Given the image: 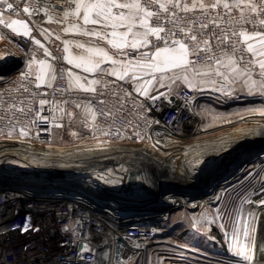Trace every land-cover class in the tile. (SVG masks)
I'll list each match as a JSON object with an SVG mask.
<instances>
[{"label": "snow or ice", "instance_id": "1", "mask_svg": "<svg viewBox=\"0 0 264 264\" xmlns=\"http://www.w3.org/2000/svg\"><path fill=\"white\" fill-rule=\"evenodd\" d=\"M41 12L49 23L55 21L60 25L71 17L70 25L63 28V32L90 38L86 43L75 44L82 52L66 55L64 60L73 68L92 74V78H85L87 84L80 83L81 77L58 63L37 59L33 50L26 71H20L19 77L10 81L18 86L0 92V123H5L7 138H12L17 129L20 137H29L31 125L48 120L47 116L41 115L45 105L50 103L47 97L71 90L73 80L79 90L94 94L89 105L95 102L99 106L98 113L91 107L86 108V112L91 114L93 138L97 139V132L105 137L151 139L145 129L152 123L159 124V121L150 122L142 116L143 109L148 107L150 110V106L144 102L137 106L139 96L151 101L161 97L167 99L169 95L179 98L183 86H186L192 93L208 88L213 92L219 91L223 96L239 91L264 98V0H60L59 6L47 0H0V25L17 36L31 37L32 29L19 17L27 14L31 18ZM13 16L17 18L13 19ZM89 25L94 27L89 28ZM40 34L46 39L53 35L46 28L40 29ZM55 38L60 40V35L56 34ZM95 41L106 43L112 51ZM32 42L43 49L45 57L59 61V57L53 56L40 40L32 37ZM62 43L63 52L68 53V42ZM9 60L10 57L0 58V80H7L13 71H17L11 68ZM65 75L68 88L55 87L65 79ZM108 77H115L116 81L123 83L110 81ZM129 83L131 90L124 88V84ZM42 88L52 89V92L39 91ZM160 89L167 91L161 92ZM133 92L137 95L134 96ZM188 102L186 98L185 103ZM62 103L68 104L69 101L64 99ZM72 103L76 108L81 107V103ZM250 111H259L264 116V108ZM67 114L72 116L71 112ZM97 114L111 122L101 127L97 123ZM129 117L143 120L145 129ZM116 120L124 122V133L132 128L131 135H124L120 125L113 128ZM54 127L61 128L63 124L55 123ZM71 135L75 137L78 134L72 132ZM208 163L189 162L188 170L195 172ZM97 179L110 185L118 182L103 176ZM259 203L264 204V199ZM215 211L219 214L220 209ZM18 227L29 235L40 230L28 220ZM254 231L252 225L244 228L246 243L234 253L243 264H257L252 238ZM79 251L95 255L90 241L80 244ZM107 258L111 264V255ZM116 264H122V261L118 258ZM259 264H264V259Z\"/></svg>", "mask_w": 264, "mask_h": 264}, {"label": "built area", "instance_id": "2", "mask_svg": "<svg viewBox=\"0 0 264 264\" xmlns=\"http://www.w3.org/2000/svg\"><path fill=\"white\" fill-rule=\"evenodd\" d=\"M47 2L57 6L60 4V0H47ZM12 18L17 17L13 16ZM19 18L30 24L32 36H17L10 29L0 25V35L5 41L4 48L0 49V56L13 55L19 57L23 62V66L18 72L9 75L7 80H0V92H6L8 89L18 86L10 81L16 80L20 71H26V64L33 50H35L37 59H47L54 64L58 63L64 69H68V64L64 60L66 53L63 52V43L55 37L47 40L39 37L37 25L47 18L43 12L31 18L27 14H22ZM32 37L36 39L39 37L40 42L53 53V56L59 57V61L45 57L43 49L33 44ZM86 77L91 79L92 74L83 75L81 79L83 84H87ZM107 79L116 81L115 77H108ZM116 83L123 82L116 81ZM54 86L68 88L67 75L63 81ZM95 87L103 90L99 85ZM110 87H114V85H110ZM124 88L131 90V84H124ZM39 91L51 93L52 89L42 88ZM166 91L162 90L161 92ZM15 94L13 93V95ZM204 94L206 93H192L183 87L179 98L175 95H169L167 99L161 97L159 100L151 101L139 96L136 101L137 106L141 102L150 106V110L148 107L143 109L142 116L150 122L159 121V124L152 123L150 128L145 129L143 120H137L135 117H129V119H133L134 123H139L140 128L145 129L151 139L137 140L134 136L132 139L115 136L105 137L99 132L96 133L99 137L97 139L93 138L91 117L86 114L76 115L71 108L72 106L75 107L72 102L76 101L81 103L80 108L91 107L93 112L98 113L99 106L95 102L89 105L94 94L85 93L72 87L71 90L64 93L57 92L55 97L51 94L47 97L50 103L45 105L41 115L47 116L48 120L46 122L38 121L30 127V131L36 135L35 138L30 135L27 138L20 137L17 134L19 133L18 129L12 138H7L5 123H0V130H3V133L0 134V141H4L5 144L9 143L10 140L19 138L42 146H53L50 143L54 132L63 128L68 121L75 119L77 127L80 130H89L95 142L107 143L118 149L139 145L144 140H150L152 144L159 140L158 144H165L167 140L171 139L169 144L178 143L181 137H190L199 132L200 120L195 112V105ZM133 95L136 96L137 93L133 92ZM186 98L189 99L188 103H185ZM64 99H67L69 103H62ZM60 109H64V111ZM136 111H140L139 107ZM69 112L72 113V116L67 114ZM196 117L198 122L194 121ZM110 122V120L105 121L104 117L97 114V123L101 127H106L107 123ZM55 123H61L63 127L56 128L54 127ZM123 123L122 120H116L113 128L120 125L124 135H131L132 128L127 129L126 133L123 132ZM26 220L30 224H35L40 230L38 232L33 231L31 235L22 233L18 226L24 224ZM64 229H69V231H63ZM163 231L164 228L156 223L123 224L113 217L112 212L94 211L76 200H38L31 198L25 192H0V264H94V261H98V264H109L107 255H111V264H116L118 258L122 264H134L136 259L145 253L147 247ZM89 241L95 255L80 253L79 251V244ZM137 244L140 245L139 248L136 247ZM117 247L120 249L119 252H117Z\"/></svg>", "mask_w": 264, "mask_h": 264}, {"label": "rangeland", "instance_id": "3", "mask_svg": "<svg viewBox=\"0 0 264 264\" xmlns=\"http://www.w3.org/2000/svg\"><path fill=\"white\" fill-rule=\"evenodd\" d=\"M50 30L53 33L51 37L59 34L62 42L63 33L60 24H56ZM2 40L0 38V49L5 46ZM162 90L166 89H160ZM149 91L152 94L151 88ZM202 92L206 94L201 96L195 105V112L200 120V130L197 135L181 137L179 144L173 143L172 146H165L172 141L170 139L168 143L166 142L167 144L157 146L150 140H144L139 145L128 147L135 152H137L136 148L146 152L156 165L155 167L163 174L164 183L169 188L186 187L182 179L180 180L177 176L180 171L176 172L179 170L176 167L178 162L180 163L178 160L183 159L180 153H176L181 145L185 149L194 143L209 141L226 133L235 135L236 131L241 130L240 126L247 128L264 124V116H261L259 111H250L264 108V98L248 96L239 91L233 92L231 96H223L219 91L213 92L208 88ZM72 110L76 115L83 114L81 109ZM72 132L78 135L74 137L71 135ZM29 135L36 137L31 131ZM101 143L93 140L89 130H80L75 119H72L63 128L54 132L50 143L53 146L45 148L59 149ZM33 147L44 148L35 145ZM253 148L256 146L251 147L250 150ZM257 153L246 160L237 163L234 161L233 174L221 181L218 186L214 184L209 195L198 199L199 205H187L184 202L181 206L174 207L176 209L173 212L159 215L161 219L155 223L164 228L163 233L147 247L145 253L138 257L134 264H161V262L162 264H243L242 259L234 253L239 246L245 245L244 228L252 225L251 217L257 208L255 204L264 198L263 147L262 151ZM181 169L183 173L187 167ZM150 170L153 169L150 167ZM221 171L220 175L223 176ZM207 172L208 175H206ZM207 172L202 173L204 175L202 181L212 175L210 181L214 182L213 179L218 173L216 168ZM155 188L159 190L158 186ZM216 197H219V200ZM249 200L252 203H248ZM215 209H220L219 214ZM259 262L257 261V264Z\"/></svg>", "mask_w": 264, "mask_h": 264}, {"label": "bare ground", "instance_id": "4", "mask_svg": "<svg viewBox=\"0 0 264 264\" xmlns=\"http://www.w3.org/2000/svg\"><path fill=\"white\" fill-rule=\"evenodd\" d=\"M194 121L198 122V118H194ZM243 127L240 126L239 129L241 130L236 131L235 135L226 133L210 139L209 141L206 140L194 143L185 147V149H183V145H181V148L179 147L176 153H180V157L183 159L178 160L180 163L178 162L176 167L179 170L176 172L180 171L177 176L180 180L182 179L184 185H188V188L190 185L196 188V185L203 180L202 177H204V175L202 173L216 166L220 171L222 170L223 177L228 178L233 174L232 169H235L234 161L237 163L246 160L252 155H255L262 147L264 148V124H259L258 126L253 125L247 128ZM3 142L4 141H0V162L5 160L19 163L36 170L56 169L67 172L84 173L93 179L98 176H103L118 181L114 185L117 189L124 187L125 181L131 172L137 174L146 184L145 187L154 192L159 191L155 186L161 188L165 185L163 174L155 167L156 165L146 152L138 148H136L137 152H135L134 149L123 147L118 149L113 145L101 143L97 145L87 144L79 147L67 146L59 149H46L45 147L50 146L34 144L28 140L19 138L17 140H10L8 141L9 143L4 144ZM154 144L156 146L161 145L155 142ZM33 145L42 146L44 148H34ZM169 145L172 146L171 144L165 146ZM249 146H256V148L250 150L251 147ZM102 147L106 148L103 149ZM197 161H208L209 163L202 165L195 172H190L188 170L189 162L196 164ZM150 167L153 169L152 171ZM183 167H187V169L185 172L181 173L182 169L180 170V168ZM121 179L122 182H120ZM193 199L194 198H189L188 196H158V202L165 208H168L167 212L176 209L174 207L181 206L184 202H186L187 205L198 204L199 200ZM261 200L262 199L259 201ZM259 201L255 204L257 208L255 211L253 210L254 214L251 217V221H253L252 226L255 229L252 233V238L255 243L254 257L256 262L264 259V250L261 245L264 238V204H259ZM163 214L165 215L166 213ZM159 215L161 214H155L150 217L160 220L161 218Z\"/></svg>", "mask_w": 264, "mask_h": 264}, {"label": "water", "instance_id": "5", "mask_svg": "<svg viewBox=\"0 0 264 264\" xmlns=\"http://www.w3.org/2000/svg\"><path fill=\"white\" fill-rule=\"evenodd\" d=\"M4 57H10L11 68L17 70L10 75L22 68L23 62L19 57L13 55ZM261 151L262 149L258 153ZM216 172L218 173L213 179L214 182L217 181L216 183L210 181L211 175L197 184L196 188H187V186L169 188L167 185H163L158 192H154L146 188L144 181L134 172L129 173L124 187L117 189L114 185L113 187L110 184H104L100 179H93L84 173L56 169L36 170L26 165L4 160L0 162V192H25L31 198L38 200L80 201L94 211L112 212L113 217L123 224L155 223L158 219L150 216L166 213L168 209L158 202V196L174 195L188 196L194 198L193 200L201 199L210 194L214 184L218 186L221 181L227 179L220 175L219 168H216ZM208 174L207 172L206 175ZM174 210H170L169 213ZM261 245L264 250V238Z\"/></svg>", "mask_w": 264, "mask_h": 264}, {"label": "crops", "instance_id": "6", "mask_svg": "<svg viewBox=\"0 0 264 264\" xmlns=\"http://www.w3.org/2000/svg\"><path fill=\"white\" fill-rule=\"evenodd\" d=\"M13 19H16V18H13ZM71 20H72V18L70 17V18H69V21L65 22L63 25H60L61 28L63 29V28H65V27H68V26L70 25V23H71ZM26 23H27V22H26ZM56 24H57V23H56L55 21H53L52 23H49L48 20H47V18L45 19L44 22H41L40 24H38L37 27H38L39 37H41L42 39L47 40L44 36H42V35L40 34V29H44V28H46V29H48V30L51 32L50 28H53V26H55ZM28 25H29V27L31 28V26H30L29 23H28ZM88 27L91 28V27H94V26L89 25ZM51 33H52V32H51ZM62 33H63V37L61 38V40H62V41H67V42H68L69 52L66 53V55H69V54H71V55H76L77 53L82 52V49H77V48L75 47V44H76L77 42H84V43H86V42L90 39V38H87V37H81V36H78V35L73 34V33L65 34V33L63 32V30H62ZM39 37L37 38L38 40H39ZM2 39H3V38H2ZM48 39H49V38H48ZM2 41H4V39H3ZM4 43H5V41H4ZM4 43H3V44H4ZM95 43L99 44V45L102 46V47H105V48L108 49L109 51H112V50L110 49V46H108L106 43H104V42H102V41H95ZM63 46H64V43H63ZM48 61H49V60H48ZM49 62H50V63H53L52 61H49ZM53 64H54V63H53ZM104 67L109 68V67H111V66H110V65H104ZM68 70H71V71L74 73V75L81 77V79H82L83 75H87V74H89V73L83 72L81 69L73 68V67H72L71 65H69V64H68ZM80 83H82L81 80H80ZM72 87L75 88V89H79V88L77 87V85H76L75 80L72 81ZM71 108H72V109H81V110H83V112H82L83 114L86 113V114H88L89 117H91V114H90V113H87L85 108H76V107H74V106H72Z\"/></svg>", "mask_w": 264, "mask_h": 264}, {"label": "trees", "instance_id": "7", "mask_svg": "<svg viewBox=\"0 0 264 264\" xmlns=\"http://www.w3.org/2000/svg\"><path fill=\"white\" fill-rule=\"evenodd\" d=\"M198 100H200V99H198ZM198 102V101H197Z\"/></svg>", "mask_w": 264, "mask_h": 264}]
</instances>
